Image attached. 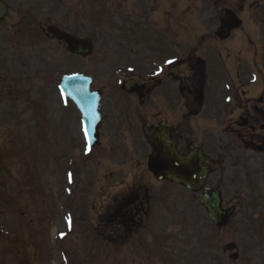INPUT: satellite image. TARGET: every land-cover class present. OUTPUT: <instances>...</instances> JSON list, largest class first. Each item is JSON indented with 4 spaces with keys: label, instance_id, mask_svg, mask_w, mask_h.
Listing matches in <instances>:
<instances>
[{
    "label": "rangeland",
    "instance_id": "rangeland-1",
    "mask_svg": "<svg viewBox=\"0 0 264 264\" xmlns=\"http://www.w3.org/2000/svg\"><path fill=\"white\" fill-rule=\"evenodd\" d=\"M7 2L8 19L0 22V264H264V214L251 190L245 197L238 190L241 169L231 158L209 184L218 182L223 207L239 191L245 210L238 207L239 215L217 230L194 196L139 174L135 136L114 121L126 98L120 81L152 72L150 35L163 29L165 42L167 18L177 25L200 16L207 25L208 12L188 16L171 8L167 16L141 0ZM40 20L42 28L54 24L90 38L92 54H68L37 30ZM72 74L91 76L102 92V140L94 149L86 148L80 116L58 89ZM222 142L232 157L229 139ZM139 177L145 188L137 186ZM136 191L139 220L123 226L124 201ZM228 242L237 260L229 259Z\"/></svg>",
    "mask_w": 264,
    "mask_h": 264
},
{
    "label": "flooded vegetation",
    "instance_id": "flooded-vegetation-1",
    "mask_svg": "<svg viewBox=\"0 0 264 264\" xmlns=\"http://www.w3.org/2000/svg\"><path fill=\"white\" fill-rule=\"evenodd\" d=\"M141 2L167 16L171 8L207 11L208 24L200 16L177 25L167 18L168 44L153 50L151 75L120 84L127 98L118 123L135 136V164L145 169L153 149L150 131L161 129L178 154L196 150L214 170L229 158L222 156L225 137L234 146L231 163L241 169L244 189L264 197V0ZM209 133L219 137L214 146L220 153L211 152Z\"/></svg>",
    "mask_w": 264,
    "mask_h": 264
},
{
    "label": "water",
    "instance_id": "water-1",
    "mask_svg": "<svg viewBox=\"0 0 264 264\" xmlns=\"http://www.w3.org/2000/svg\"><path fill=\"white\" fill-rule=\"evenodd\" d=\"M3 13L4 6L0 3V17ZM47 31L58 38V40L64 41L66 50L70 53L86 56L92 51V44L89 39L74 38L51 26L47 27ZM90 85V78L73 75L61 79L60 90L80 111L85 125L84 131L87 142L89 145H94L97 143L96 129L100 119L98 113L99 92L90 91ZM151 161L153 162V156ZM152 171L158 179H169L184 184L194 191L202 186L208 172L206 168H199L198 164L194 165L189 158L176 156L172 150L163 151V154L156 156V168L153 167ZM199 199L216 225L221 226L226 222L227 213L221 209L219 193L215 189H205ZM228 248L231 249L232 247L228 245ZM231 257L234 258L235 255Z\"/></svg>",
    "mask_w": 264,
    "mask_h": 264
},
{
    "label": "bare ground",
    "instance_id": "bare-ground-1",
    "mask_svg": "<svg viewBox=\"0 0 264 264\" xmlns=\"http://www.w3.org/2000/svg\"><path fill=\"white\" fill-rule=\"evenodd\" d=\"M57 226H58V219H57V225H55V228H54V230H56Z\"/></svg>",
    "mask_w": 264,
    "mask_h": 264
}]
</instances>
